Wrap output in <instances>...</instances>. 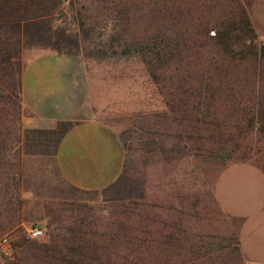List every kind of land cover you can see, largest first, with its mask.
I'll use <instances>...</instances> for the list:
<instances>
[{"label": "rangeland", "instance_id": "obj_1", "mask_svg": "<svg viewBox=\"0 0 264 264\" xmlns=\"http://www.w3.org/2000/svg\"><path fill=\"white\" fill-rule=\"evenodd\" d=\"M243 11L264 42V0H0V238L12 247L0 264H245L243 210L264 208V126L246 125L264 111V61L237 67L209 36L241 47ZM43 51L80 59L120 138L123 169L104 189L63 179L67 122L22 106L23 70ZM217 63L223 88L200 92Z\"/></svg>", "mask_w": 264, "mask_h": 264}, {"label": "crops", "instance_id": "obj_2", "mask_svg": "<svg viewBox=\"0 0 264 264\" xmlns=\"http://www.w3.org/2000/svg\"><path fill=\"white\" fill-rule=\"evenodd\" d=\"M86 72L77 57L43 51L27 62L20 97L22 106L38 119L70 123L55 151L63 179L82 190H101L120 175L124 152L117 132L95 113L92 81ZM242 215L246 218L238 243L241 256L245 264H264V208L244 209Z\"/></svg>", "mask_w": 264, "mask_h": 264}, {"label": "trees", "instance_id": "obj_3", "mask_svg": "<svg viewBox=\"0 0 264 264\" xmlns=\"http://www.w3.org/2000/svg\"><path fill=\"white\" fill-rule=\"evenodd\" d=\"M244 25L248 27V32L244 33V36L247 38V42L242 43L241 47H238L240 39L237 38L235 35L230 34L229 31H215L214 34L209 35L210 39L214 42L215 45L218 46V53L222 54L224 53L228 57H237L238 64L237 67H240L241 65L249 66L248 61L251 65L254 66V68L257 70L262 71V65L264 61V42L259 41L257 39V35L255 34L250 21L248 19V16L246 15L245 11H243V18L241 20ZM243 38V37H242ZM170 56H173V52L168 53ZM227 58H224V60ZM212 67V66H211ZM212 70V75L209 77H201V80L203 82H200V86L198 90L200 92H207L211 89H213V92H217L218 87H221L222 84V78L221 73L219 69L222 68L221 64H216L215 67ZM225 70V67H223ZM200 80V81H201ZM257 82H262V79H258ZM208 84V86H205L204 84ZM19 96H20V89H19ZM258 98H262V95H259ZM259 105V108H262L264 103L259 102L257 103ZM246 125L249 129L256 131L258 134L262 133L263 126H264V111L262 109L257 110L252 113V115L246 120ZM69 122H67V126L63 130L62 133L66 130V128L69 126ZM62 135V134H61ZM45 245L46 243H42V245ZM43 253L46 250L45 248L40 249Z\"/></svg>", "mask_w": 264, "mask_h": 264}, {"label": "built area", "instance_id": "obj_4", "mask_svg": "<svg viewBox=\"0 0 264 264\" xmlns=\"http://www.w3.org/2000/svg\"><path fill=\"white\" fill-rule=\"evenodd\" d=\"M42 234V229L39 226H33L28 229V236L30 238H37ZM0 250L4 255L12 253V247L7 237L0 238Z\"/></svg>", "mask_w": 264, "mask_h": 264}]
</instances>
